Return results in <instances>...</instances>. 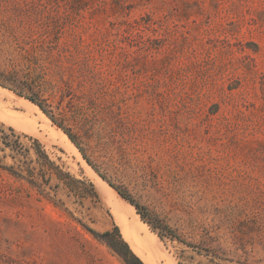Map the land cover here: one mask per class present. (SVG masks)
<instances>
[{
    "label": "rangeland",
    "instance_id": "374dc122",
    "mask_svg": "<svg viewBox=\"0 0 264 264\" xmlns=\"http://www.w3.org/2000/svg\"><path fill=\"white\" fill-rule=\"evenodd\" d=\"M0 88V264H264V0H0Z\"/></svg>",
    "mask_w": 264,
    "mask_h": 264
},
{
    "label": "bare ground",
    "instance_id": "6f19581e",
    "mask_svg": "<svg viewBox=\"0 0 264 264\" xmlns=\"http://www.w3.org/2000/svg\"><path fill=\"white\" fill-rule=\"evenodd\" d=\"M0 98H6V100L9 103H11V105L13 104L16 107L20 106L19 108H22L24 106L27 108V111L32 110V109L37 111L38 118H40L42 120V122H44L47 126L51 125L50 121L40 112V110L36 106L29 103L28 101L23 100L22 98H18L16 96H14L12 93H10L9 91H6V90L1 89V88H0ZM52 129L56 135L60 136L61 139H63L65 141V148L67 149L68 152H71V153L77 152L73 143L68 139V137L61 130L57 129L56 127H52ZM76 155H77V153H76ZM95 185L99 189H106L105 184L98 178L95 179ZM122 204L123 203L121 202L120 203L121 207H122ZM120 206H118V207L120 208ZM124 207H122V208H124ZM122 208H121V211H122ZM118 211H120V210H118ZM123 211L128 212L131 210L127 211L124 209ZM132 212H130V213H132ZM130 213H129V215H125V214L124 215L129 217L132 215ZM124 215H121V216H124ZM119 225H121V224H119ZM146 228L147 227L144 225V223H142L139 220L138 216L133 215L130 217V220H125V221L123 220L121 233H123L125 240L130 244L134 253H136L139 257H141L143 259V261H145L147 264H154V257L159 256L158 250H156V247H154V245L156 244V239L154 238L153 234L150 233ZM123 235H122V237H123Z\"/></svg>",
    "mask_w": 264,
    "mask_h": 264
},
{
    "label": "trees",
    "instance_id": "16d2710c",
    "mask_svg": "<svg viewBox=\"0 0 264 264\" xmlns=\"http://www.w3.org/2000/svg\"><path fill=\"white\" fill-rule=\"evenodd\" d=\"M28 100H30L32 103L36 104L40 110L55 124L57 125L66 135L67 137L71 140V142L80 150V147L78 146L77 142L75 141L74 137L66 130L64 129L61 125H59L58 123H56V121H54V119L45 111V109H43V107L37 103L36 101H34L31 98H28ZM85 158V157H84ZM120 195L122 196V198L126 199L137 211V213L141 216V219L143 220V217L139 211V205L137 203H135L134 201H132L129 197H127L125 194L119 192ZM91 233L96 236L97 238H100L102 240H104L121 258L122 260L125 262V264H143L142 261L131 251V249L129 248L128 244L126 242H124L120 236L118 235V229L117 227L114 228V232L117 236V242L119 244L120 250L117 249L116 247H114L112 241H111V237L113 236V233L111 232H105L103 234H98L95 233L93 231H91Z\"/></svg>",
    "mask_w": 264,
    "mask_h": 264
}]
</instances>
